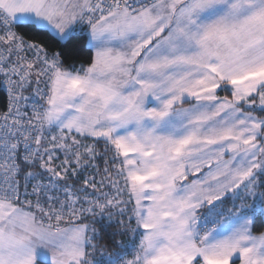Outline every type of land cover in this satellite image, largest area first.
<instances>
[{
  "label": "snow or ice",
  "instance_id": "snow-or-ice-1",
  "mask_svg": "<svg viewBox=\"0 0 264 264\" xmlns=\"http://www.w3.org/2000/svg\"><path fill=\"white\" fill-rule=\"evenodd\" d=\"M0 76V264H264V0H0Z\"/></svg>",
  "mask_w": 264,
  "mask_h": 264
},
{
  "label": "trees",
  "instance_id": "trees-1",
  "mask_svg": "<svg viewBox=\"0 0 264 264\" xmlns=\"http://www.w3.org/2000/svg\"><path fill=\"white\" fill-rule=\"evenodd\" d=\"M21 35H24V38L26 39H29V40H34V39H40L38 37H36L34 34H32L31 32H26L25 30H22V29H16ZM57 50L56 47H52L50 48V51H55ZM90 55V53H82V54H78L76 56H74L72 59L68 60L67 63H73L75 62L76 65H80L81 63H83L85 66L90 63V60L88 59V56ZM43 85V84H42ZM223 90H221V93H222ZM226 91V93L229 91L227 90H224ZM223 91V92H224ZM7 94L6 92L4 91V89L2 88V84H1V76H0V112L3 111L6 106H7ZM252 111L256 112V113H264V112H260L258 110H255L253 109ZM91 142V141H89ZM98 150L99 151H102L103 150V145L102 143L98 146ZM61 154V153H59ZM113 156V152L112 151H109L106 155V157L104 158H108V157H112ZM104 158H100V159H97L95 161L96 164H98L100 166V168H102L104 166V163H103V159ZM113 165H110V167H112ZM93 173V170L89 169V170H86V175L88 176H91ZM100 175L97 176V179H99ZM82 180H83V176H81V180L79 182H76V181H69L70 183H76L77 184V187H79L81 184H82ZM90 191V190H89ZM110 191V190H109ZM227 200V198L225 199ZM97 227H99V225H97ZM112 229H108V232H111ZM125 237H120V236H117L116 239H124Z\"/></svg>",
  "mask_w": 264,
  "mask_h": 264
},
{
  "label": "crops",
  "instance_id": "crops-1",
  "mask_svg": "<svg viewBox=\"0 0 264 264\" xmlns=\"http://www.w3.org/2000/svg\"><path fill=\"white\" fill-rule=\"evenodd\" d=\"M77 67H79V66H77ZM223 91H222V93H221V90L218 91L219 95H221L222 97L225 96V95H230V92L229 93L228 92L226 93V91H224V92ZM185 106H188V105L186 104ZM248 110L249 111H252L253 109H248ZM252 112H254V111H252ZM253 114L254 115H264V113H256V112H254ZM225 158L227 159V156ZM203 171H206V169L202 170V172ZM201 175H202V173H196L194 175L193 174H189L188 180L186 182L187 183H191V181L193 179H199V178H201ZM121 185L123 187V182L122 181H121ZM226 198H229V195L226 196L224 199H226ZM238 202L239 201H237V203ZM224 206L227 208V207H231L232 205L230 204L229 200H225V205ZM236 263L239 264V260L237 258H236Z\"/></svg>",
  "mask_w": 264,
  "mask_h": 264
},
{
  "label": "built area",
  "instance_id": "built-area-1",
  "mask_svg": "<svg viewBox=\"0 0 264 264\" xmlns=\"http://www.w3.org/2000/svg\"><path fill=\"white\" fill-rule=\"evenodd\" d=\"M25 40L31 41V40L26 39V38H25ZM26 55H28V58H29V59H32V58H34V55H35V54H34L33 52H28V53H26ZM3 79H4L3 76H1V84H2V88H3L4 91L6 92V94H7V99H8V92H7L6 87H5L4 84H3ZM33 87H35V84H33ZM41 87H43V85H41ZM24 95L30 97L29 103H31L32 89L29 88V89L25 90V91H24ZM21 103L23 104V102H21ZM7 104H8V100H7ZM6 110H7V106H6V108H5L3 111H1L0 113H3V112L6 111ZM33 199H34V198H33Z\"/></svg>",
  "mask_w": 264,
  "mask_h": 264
},
{
  "label": "rangeland",
  "instance_id": "rangeland-1",
  "mask_svg": "<svg viewBox=\"0 0 264 264\" xmlns=\"http://www.w3.org/2000/svg\"><path fill=\"white\" fill-rule=\"evenodd\" d=\"M76 66H79V65H76ZM220 91V90H219ZM218 95H219V93H217ZM219 96H221V95H219ZM222 97V96H221ZM254 113V112H253ZM57 155L58 156H60V159L62 160L63 159V155L62 154H59V153H57ZM60 161L58 160L57 161V163H59ZM114 166V165H113ZM104 167V166H103ZM103 167L101 168V170L103 169ZM100 175H103V172L101 171V173H100ZM113 175H115V173L113 172ZM100 178V177H99ZM121 187H122V185H121ZM110 189H107V188H105L104 189V191H109ZM229 195V198H227V200H229V202H230V204L232 205V194L231 193H229L228 194ZM123 199H127V194L125 193L124 194V196L122 197ZM129 207H132V205H129ZM133 226H134V221H133ZM124 239H127V237H125ZM235 259V264H237L236 263V258H234Z\"/></svg>",
  "mask_w": 264,
  "mask_h": 264
}]
</instances>
